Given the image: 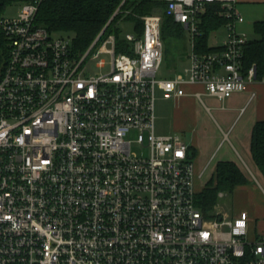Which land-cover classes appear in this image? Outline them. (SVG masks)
<instances>
[{
	"label": "built area",
	"instance_id": "1",
	"mask_svg": "<svg viewBox=\"0 0 264 264\" xmlns=\"http://www.w3.org/2000/svg\"><path fill=\"white\" fill-rule=\"evenodd\" d=\"M49 1L30 0L0 21L9 49L0 67V264H264V236L250 240L249 214H206L191 146L157 133V89L172 99L203 85L224 103L264 84L255 68L243 74L241 0H159L193 50L189 69L161 81L162 16L142 18V36L120 37L133 56L117 55L107 28L81 54L38 26ZM211 6L230 21L228 36L219 52L200 54L195 40ZM101 55L112 56L111 71L88 76ZM133 132L148 156L133 153Z\"/></svg>",
	"mask_w": 264,
	"mask_h": 264
},
{
	"label": "trees",
	"instance_id": "2",
	"mask_svg": "<svg viewBox=\"0 0 264 264\" xmlns=\"http://www.w3.org/2000/svg\"><path fill=\"white\" fill-rule=\"evenodd\" d=\"M14 2L17 1L0 0V21L7 8ZM167 9V4L159 0H55L41 5L36 22L39 27L51 33L73 34L75 51L81 54H84L107 28L105 38L114 33L118 38L117 55L133 56L132 45L120 39L116 26L121 21L134 22L137 25V34L142 36L145 28L142 18L160 15L163 18L162 33L176 38L182 37L184 27L177 24L173 17L168 16ZM229 22L221 15L220 7H209L202 17L200 35L195 40L196 52L200 54L219 52L221 48L210 46V38L213 33L225 28ZM254 30L258 38L249 41L245 48L243 74L248 76L255 68L257 79L262 80L264 79V21L255 23ZM8 59L9 49L0 27V67L6 65ZM251 150L254 163L264 177V122H259L254 128ZM190 152L194 161L196 156L193 148ZM249 184V179L236 164L220 163L206 186L200 190L197 188V205L206 214H210L219 205L221 194L233 195L237 188Z\"/></svg>",
	"mask_w": 264,
	"mask_h": 264
},
{
	"label": "crops",
	"instance_id": "3",
	"mask_svg": "<svg viewBox=\"0 0 264 264\" xmlns=\"http://www.w3.org/2000/svg\"><path fill=\"white\" fill-rule=\"evenodd\" d=\"M16 1L22 5L30 0ZM245 3L264 5V0H241L239 5ZM184 90L186 93L184 97L168 99L164 95L167 100L174 102L172 114H169L172 116L171 130L185 134L189 141L185 140L195 151L196 157L193 162L196 167L197 184L203 174L200 173L202 169L207 173L214 169L210 181L220 163L236 164L248 178L245 166L251 171L252 169L246 162L256 167L251 150L253 131L259 122H264V84L259 81L251 83L245 92L234 95L224 103L208 95L203 85L187 84ZM198 94L202 95V101L198 99ZM156 116L158 131L159 121H162L163 117L158 116L157 106ZM171 134L172 132H168L161 136ZM257 170L264 182L262 173L258 168ZM252 173L258 179L253 171ZM235 194L242 206L234 218L242 212H247L250 216V240L255 241L263 237V189L249 184L237 188Z\"/></svg>",
	"mask_w": 264,
	"mask_h": 264
},
{
	"label": "rangeland",
	"instance_id": "4",
	"mask_svg": "<svg viewBox=\"0 0 264 264\" xmlns=\"http://www.w3.org/2000/svg\"><path fill=\"white\" fill-rule=\"evenodd\" d=\"M22 7L23 4L21 5V3L19 2H14L12 5H10L7 8L2 19L16 17L18 13L21 11ZM238 9L242 17L244 18L245 23L237 25V32L240 35L247 36L250 41L257 39L258 37L255 34L254 25L257 22L264 21V5L256 4V3H245L239 5ZM136 26L137 25L134 22L123 21L116 26V30L120 33L121 38H126L128 35L137 36L138 34L136 31ZM61 36L70 38L72 42H74L75 40L73 34L70 35L62 34ZM227 36H228V29L226 27L222 28L218 32L213 33L211 35L209 42L210 46L213 48L219 47V45L223 44V41L227 38ZM162 39L164 44V63L157 77L159 81L173 79L177 75H179V73L182 74L186 69H189L191 67L190 56L193 51L192 35L185 28L182 33V37L176 38L162 33ZM101 62L106 63L105 68H99ZM112 62H113L112 56L110 55H101L97 60L90 61L86 66L88 76L108 74L112 69ZM156 106H157L158 116L163 117L162 121H159L158 124V131H157L158 135H164L167 134L168 132L170 133L172 132V134H179L183 136L185 139H187L185 134L171 130L172 116L169 114H172V111L174 109V102L172 100H167L165 98L164 93L159 89H157L156 92ZM168 115L170 118H168ZM187 140L189 141V138ZM128 141L133 142L134 154L140 157H146L149 155V152L144 147L140 146L137 143L136 132H133L129 135ZM246 163L250 166L252 171L258 176V181L262 189L264 190V182L257 168L254 165L249 164L248 162ZM213 171L214 169H210V171L207 173L206 170L204 169L201 170L200 173L203 174L197 184L198 190L203 189L206 186ZM248 178L251 179L249 180L251 185L261 189V187H259L258 184L255 181H253L249 175ZM237 198L238 197L236 196L235 193L233 195L221 194L220 203L215 211L217 213H221L222 215L233 219L235 214L240 211V208L242 206L237 201Z\"/></svg>",
	"mask_w": 264,
	"mask_h": 264
}]
</instances>
